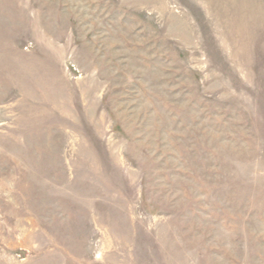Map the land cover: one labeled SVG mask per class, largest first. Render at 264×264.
Returning <instances> with one entry per match:
<instances>
[{
    "label": "rangeland",
    "instance_id": "1",
    "mask_svg": "<svg viewBox=\"0 0 264 264\" xmlns=\"http://www.w3.org/2000/svg\"><path fill=\"white\" fill-rule=\"evenodd\" d=\"M0 264H264V0H0Z\"/></svg>",
    "mask_w": 264,
    "mask_h": 264
}]
</instances>
